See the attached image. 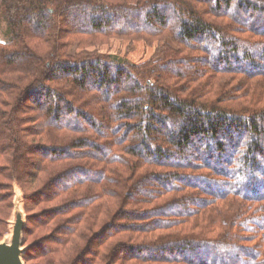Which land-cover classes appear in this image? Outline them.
Listing matches in <instances>:
<instances>
[{"label":"trees","instance_id":"trees-1","mask_svg":"<svg viewBox=\"0 0 264 264\" xmlns=\"http://www.w3.org/2000/svg\"><path fill=\"white\" fill-rule=\"evenodd\" d=\"M0 11V240L19 188L27 264H264V0ZM115 36L160 44L134 64Z\"/></svg>","mask_w":264,"mask_h":264},{"label":"rangeland","instance_id":"rangeland-1","mask_svg":"<svg viewBox=\"0 0 264 264\" xmlns=\"http://www.w3.org/2000/svg\"><path fill=\"white\" fill-rule=\"evenodd\" d=\"M7 32H8V22L6 20L5 14L0 11V40H4L7 38ZM153 43L150 44V42H147L146 40L142 39H131L128 37H122V36H115L111 37L106 40L105 44L100 45L99 49L102 50L105 54H107L109 57L116 56V58L120 60H124L126 62L134 63V64H141L144 61L148 60L152 55H154L158 49V45L160 44L158 41H152ZM72 54H74L76 51L79 50L77 47V44L70 46L68 48ZM164 54V53H163ZM9 168H7L6 174L9 172ZM25 179L29 182V185H31V181H29V177L26 176ZM33 189H31L32 191ZM10 194V181L6 179L4 176H0V196H2V202H1V210L4 212V208L6 209V203L9 200L13 199V196H9ZM4 204V207H3ZM38 209V207H36ZM34 210V209H33ZM38 211V210H37ZM3 222H1L2 224ZM11 233V232H10ZM10 233L8 235V238L10 236ZM37 235L43 236V233L39 231L36 233ZM32 234L28 239H26V242L32 243L36 240L37 235ZM32 253H35V246L32 247L30 250ZM40 258L35 257L33 259V262L35 264L40 263Z\"/></svg>","mask_w":264,"mask_h":264},{"label":"water","instance_id":"water-1","mask_svg":"<svg viewBox=\"0 0 264 264\" xmlns=\"http://www.w3.org/2000/svg\"><path fill=\"white\" fill-rule=\"evenodd\" d=\"M22 193L16 188L14 212L11 219V233L0 240V264H27L24 253L28 246L24 245V231L27 226L26 213L22 205Z\"/></svg>","mask_w":264,"mask_h":264}]
</instances>
